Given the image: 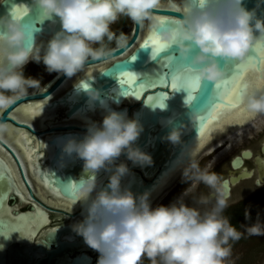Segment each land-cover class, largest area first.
Listing matches in <instances>:
<instances>
[{"label":"clouds","instance_id":"clouds-1","mask_svg":"<svg viewBox=\"0 0 264 264\" xmlns=\"http://www.w3.org/2000/svg\"><path fill=\"white\" fill-rule=\"evenodd\" d=\"M261 5L264 0L251 9L245 0H180L179 5L177 0H31L29 12H38L40 24L58 18L60 28L45 44L37 42L36 24L11 9L0 14V110L27 96L29 89L33 94L42 90L39 79L24 74L30 61L72 78L90 61L108 60L113 41L117 48L126 47V34L112 30L121 17L140 26L147 22L169 46L170 59L187 65L214 89L229 78V65L246 63L256 44L264 41V14H257ZM162 7L179 8L182 16L161 24L155 10ZM82 89L89 101L103 104L100 89L89 83ZM243 100L249 112L264 114V91L245 89ZM203 115L195 106L186 113L193 126L200 125ZM185 127L183 121L173 125L165 138L180 144ZM7 130L0 122V140ZM142 131L138 119L110 110L102 123L88 124L82 139L71 137L64 144V153L83 160L82 174L72 184L86 214L73 231L99 253L97 264H142L145 257L150 264H225L230 241H238L242 233L224 215L230 199L225 182L210 165L201 168L192 149L183 166V181L189 186L171 204L152 207L150 192L136 195L122 187L121 179L130 171L127 164H116L122 154L141 166L153 163L151 155L135 144ZM101 170L111 175L97 190ZM201 183L209 193L193 197L194 205L186 203L185 197ZM247 232L264 235V223L258 220Z\"/></svg>","mask_w":264,"mask_h":264},{"label":"water","instance_id":"water-1","mask_svg":"<svg viewBox=\"0 0 264 264\" xmlns=\"http://www.w3.org/2000/svg\"><path fill=\"white\" fill-rule=\"evenodd\" d=\"M30 4L31 0H0V14L11 9L15 15L24 18L29 24H36L40 28V31L36 33L37 42H40L41 39H48L60 28L58 18L55 22L45 21L40 24L38 12L35 9L29 12L28 5ZM245 4L251 9L257 6V0H245ZM155 13L166 20L164 24L172 23L175 18L182 16V11L179 8L162 7L155 10ZM257 14H264V5L257 9ZM150 31H156V29L150 27L147 22L144 26L133 23L127 34L128 43L126 47L117 48L115 45L111 47L113 51L111 57L106 60L107 62L105 60L90 61L85 66L87 68L105 63L101 68L81 74L59 94L51 96L68 79L62 74L55 73L42 86L41 91L33 94V90H31L27 96L20 97L8 108L0 110V122L23 128L26 133L35 138H45V155H42L43 148L38 150L36 146H32V149H35L38 158L35 162V173L39 181L50 192L71 201H77L79 198L76 193V198L73 199L71 193L67 191L64 193L63 191L65 185L79 180L83 170V160L74 153L69 156L63 152V146L69 138L74 137L80 140L87 132L88 125L68 123V120L77 114L82 116L99 114L103 116L108 111L115 110L126 113L128 118L138 119L143 125V131L135 144L142 151L151 155L153 163L141 166L128 160L126 154H122L116 160V164L123 162L127 164L130 170L121 179L122 187L130 188L136 195L145 191H152L164 173L171 170L178 161L184 162L188 159V152L200 135V125L193 126L188 123L186 113L190 107L195 106L202 114L207 115L209 107L215 100L213 85L204 81L197 98L193 100L191 105L186 106L187 93L183 89L174 91L169 87L165 91L156 87L146 89L140 96L124 95L120 80L116 76L119 72L128 70L136 73L137 83H141L148 77H155L160 70L166 71L162 67L164 63L162 59L152 60L151 50L140 47ZM257 44L260 48L251 53L254 59L250 69H255L261 74L262 60H264V54H262L264 41H259ZM133 55L136 56L134 60L130 58ZM88 83L101 90L103 104L100 100L89 101L82 89ZM162 91H165L166 94L163 109L158 105L154 107L147 99L148 96L160 94ZM47 98L50 100L45 103L46 109L57 111V118L53 125L38 129L28 122L15 119L11 115L24 103ZM62 121L65 123L59 124ZM182 121L187 127L182 131L181 143L174 145L165 137L173 125L178 126ZM0 145L15 160L27 188V191L24 190V187L22 188L18 183V178L12 168L13 165L6 160L4 155H1V152L0 174L3 175V178L0 180V192L3 193V212L0 215L3 217V222H0V264H97L99 253L97 257L87 254L86 250L94 249L90 248L83 237L73 231L72 228L74 224L84 219L86 213L83 204L75 210H64L55 208L40 199L34 193L16 151L3 139L0 140ZM261 150L264 153V143ZM253 154V150L247 149L233 160V166L243 168L241 173L232 176L233 183L254 175L255 169L247 165L244 159ZM254 160L258 165V178L255 184L261 186L264 184V157L258 153ZM110 175L111 172L107 170H101L98 173L97 190L107 185ZM225 185L230 193V186L227 181ZM55 211L64 212L66 216L58 215L59 213L54 215ZM67 216H71V218L68 219Z\"/></svg>","mask_w":264,"mask_h":264},{"label":"bare ground","instance_id":"bare-ground-1","mask_svg":"<svg viewBox=\"0 0 264 264\" xmlns=\"http://www.w3.org/2000/svg\"><path fill=\"white\" fill-rule=\"evenodd\" d=\"M179 3H180V1L177 0L178 5H179ZM50 38H51V36H49L48 39H41L40 42H43L46 44ZM262 54H264V50H263ZM104 64L105 63H100L98 65H93V66L87 67V68L83 69L81 72H79L76 76H74L72 78H68L63 83V85L57 91H55L51 96H55V95L59 94L61 91H63L65 88H67L70 85V83H72L81 74L90 73L93 70H97L98 68H101L102 66H104ZM261 80H264V63H262V73L261 74L258 73L255 69L254 70L250 69L247 72V74L245 75L244 82L246 81V84H248V87H247L248 90L264 91V85H262L260 83ZM244 92H245V90H244ZM49 98H52V97H49ZM49 98L36 100L33 102H29V103L28 102L24 103V104L20 105L16 110H14L11 113V115L15 119H17L19 121H23V122H28L32 126H34L35 128H38V129L44 128L45 126H48V125H53L55 123V121L52 118H53V116H56L57 111H55V110L50 111V110L46 109L45 103L48 102V100H50ZM37 105H41V107H40L38 113L33 115L32 110ZM240 107L244 109L245 115L241 116L239 118V121H237V120L232 119V113L231 112L222 113L221 114L222 118H220L216 122V124L210 129L209 138L206 140V142L202 143V146H201V140H200V135H199L198 139L196 140V143L193 146H191V148H190V150L192 149V151L194 153V157L197 154H199L202 150H204L207 146H209L220 135H222V134H224L230 130L234 131L237 128L242 127L243 125L252 122L255 119V117L258 115V114H253V113L248 111L244 100H243V104ZM93 115L94 114H92V115L90 114L88 116L87 114H85L82 116V115L77 114L74 118L69 119L68 123H76L79 125H88L90 122L102 123L104 115L103 116H101L99 114L98 115L96 114L94 116ZM65 122H66V120H65ZM65 122L62 121L61 124L65 123ZM7 126H8V130L4 134L3 140H5L8 144H10V146L16 151V153H17V155L21 161V164L25 170V173L28 177V180H29L31 186L33 187L32 189L37 191V193L40 195V196L38 195L40 197V199H42V200L44 199L45 201H47L49 203H54V204L62 202L60 204H55V205L65 207L69 210L76 209L75 207L80 205L81 202L67 200L63 197L58 196L54 192H50L39 181L38 176L35 173V167H36L35 162L38 160V158L36 157L37 153H36V151H34L35 149H32V146H36V148L38 150L40 148H43L42 155H45V143H44L45 138H43V137L35 138L34 136L30 135L29 133H26V130H24L23 128L15 127L11 124H7ZM0 153H1V155H4L6 160L13 165L12 168L14 170V174L18 178V183H20L22 188L24 187V190L26 189V191H27L26 185H25L24 181L22 180V177L18 171V167L16 165V162L13 159V157L11 156V154L1 145H0ZM186 161H184V162L178 161L174 165V167L171 168V170H169L167 173H164V175L161 177L157 186L152 191H150V197H149L150 200L155 198V195L157 193H160L163 190L161 188L168 181H172V180L175 181L176 180L178 175H180L181 172L183 171V166H184V163H186ZM31 172H33V173H31ZM165 186L163 187L164 190L167 189V186H169V184L166 187ZM35 191H34V193H35ZM92 195H94V193ZM69 201H71V202L69 203ZM63 202L66 203V205H64Z\"/></svg>","mask_w":264,"mask_h":264},{"label":"snow or ice","instance_id":"snow-or-ice-1","mask_svg":"<svg viewBox=\"0 0 264 264\" xmlns=\"http://www.w3.org/2000/svg\"><path fill=\"white\" fill-rule=\"evenodd\" d=\"M19 17V16H18ZM161 21V24L166 23L163 17L157 16ZM141 49H150L151 58L154 61L163 60V69L155 77H148L144 82L137 83V74L128 70L119 72L116 76L120 80V84L123 89L124 95L140 96L148 88L160 87L165 91L167 88H172L174 91L183 89L186 93L185 101L192 103L202 88V81L198 78L195 72L187 65L180 64L170 59V55L167 52L169 46L162 42L156 34V31H150L148 36L140 45ZM260 46L257 44L254 48L259 50ZM135 59L136 56L130 57ZM254 57L251 55L249 60L243 64H232L231 68L228 66L229 78L224 81L220 86L213 89L215 100L209 107L207 115H203L200 122V140L201 146L203 142L209 138L210 129L216 124V122L222 118V113H232V119L239 121V118L245 115V111L240 106L243 104V90L247 89L248 84L244 83L245 75L250 70V65L253 62ZM264 63V60H262ZM260 83L264 85V80ZM165 91L160 92L157 95L148 96V102L154 107H164V98L166 96ZM41 105L35 106L32 110V114L38 113ZM3 175L0 174V180ZM65 191L71 193L73 199H75V186L73 184L65 185ZM3 193L0 192V214L3 212L2 208ZM71 201H69L70 203ZM0 222H3V217L0 215Z\"/></svg>","mask_w":264,"mask_h":264},{"label":"rangeland","instance_id":"rangeland-1","mask_svg":"<svg viewBox=\"0 0 264 264\" xmlns=\"http://www.w3.org/2000/svg\"><path fill=\"white\" fill-rule=\"evenodd\" d=\"M132 25L133 22L129 20L127 17H121L115 24L112 25V30L117 35H119L120 32H123L127 36ZM113 46H115L114 41L108 45L109 48ZM55 73L56 72L49 73L46 70V67L43 64V62L37 63L35 61H30L24 67L25 76L26 77L30 76L32 78L39 79L41 82V87L44 86ZM31 90L32 89H29V91ZM56 118H57L56 116H53L52 119L56 121ZM60 123L61 122H59V124ZM263 133H264V114H258L252 122L245 124L234 131L231 130L227 131L226 133L217 137L209 146H207L204 150H202L199 154H197L195 156V159L199 161L201 168L210 165L211 166L210 171H214L218 174V172L224 171V168H226V166L229 165V159L233 155L239 153V151L242 148L249 146L252 147V145H254L255 148H258L257 146L258 140L263 135ZM262 140H264V138ZM221 144L222 146L219 149L218 148L215 149L216 147H219ZM168 184L169 186H167ZM165 185L167 186L166 190H164L163 188ZM165 185L161 188L163 190L160 193H157L155 195V198L150 200L152 207H156L158 205L167 206L171 204L172 202L168 203V200L176 195L175 192L183 191L182 192L183 194L185 188L189 186L183 181V171L181 172L180 175H178L175 181L173 180L168 181ZM169 190H173L174 194H172L173 192H171L163 201H161L162 200L161 198H164V196H166V193ZM207 193H209V189L204 184L201 183L196 187L192 195L185 197V202L189 203V201L190 202L192 200L194 201L193 197H199L201 194L207 195ZM35 194L37 195V193ZM181 195L175 198L174 201H176ZM45 202L53 207L69 210L65 207L55 205L54 203H49L47 201ZM200 207L201 210H203L204 206H200ZM208 207H210V205ZM55 212L59 213L58 211ZM257 221L258 220L252 222L251 224L256 223ZM259 221L261 223H264V220H259ZM247 228L248 226L245 228V232H247ZM248 237L249 238L245 239L244 241H241L242 243L237 245L234 254L230 255V257L227 259L225 264H232L236 260L239 261L242 256L250 257L249 261H247V263L244 264H260L259 263L260 259L264 258V235L248 234Z\"/></svg>","mask_w":264,"mask_h":264},{"label":"flooded vegetation","instance_id":"flooded-vegetation-1","mask_svg":"<svg viewBox=\"0 0 264 264\" xmlns=\"http://www.w3.org/2000/svg\"><path fill=\"white\" fill-rule=\"evenodd\" d=\"M264 138V133L263 135L260 137V139L258 140V148H255L254 145L249 146V147H245V148H242L239 153L233 155L230 159H229V165L226 166V168H224V171H220L218 172V174L221 176V178L223 179L224 182H228L229 183V186H230V199H229V207L226 209V210H229V209H233L234 207H236L238 204H240L242 201H244L247 197H249L254 191H256L259 187L261 186H256L255 184V181L256 179L258 178V171H257V168H258V165L255 163V160H254V157L256 154L260 153L263 157H264V153L262 152L261 150V147H262V143H264V140H262ZM257 144V143H256ZM222 146V144L218 147V149ZM247 149H250V150H253L254 151V154L249 157V158H244L245 159V162L247 165H249L251 168H254L255 169V173L252 177H245V178H242L240 181H238L237 183H233L231 178L232 176L234 175H237L238 173H241L243 171V168L242 167H235L233 166V160L237 157V156H240L242 155V152H244L245 150ZM257 149V150H256ZM214 152V151H213ZM264 185V184H263ZM33 188V187H32ZM26 190V189H25ZM34 190V189H33ZM35 191V190H34ZM177 191V190H176ZM171 192H173V190H169L167 193H166V196H164V198H161L160 200L163 201ZM183 191H180V192H175L176 195L172 198H170L168 200V203H171L175 200V198H177L179 195L182 194ZM35 193H37V191H35ZM174 194V192L172 193ZM208 194V193H207ZM37 195H39L37 193ZM206 195V194H204ZM40 196V195H39ZM44 200V199H43ZM192 200V199H190ZM45 201V200H44ZM160 201V202H161ZM62 203V202H60ZM60 203H55V204H60ZM64 205H66V203L63 202ZM190 205H194V201L192 200L191 202L189 201ZM82 205V203L80 205H78L77 207H75L76 209H78L80 206ZM195 206H202V205H195ZM56 208V207H55ZM60 209V208H58ZM63 209V208H61ZM66 210V209H64ZM75 210V209H74ZM225 210V211H226ZM56 212H54V215H55ZM57 214V213H56ZM58 215H63V216H66L65 213L63 212H59ZM68 219L71 218V216H67ZM256 221V220H255ZM254 222V221H253ZM252 223V222H251ZM251 223H248L247 225H245L241 231L242 235H241V238L238 240V241H230V246H231V254H234L235 252V248H237V245L242 243L241 241H244L245 239L249 238L248 237V234L247 232H245V228L247 226H249ZM86 253L91 255V256H94V257H97L98 256V252L95 251V250H86ZM75 254V253H74ZM73 254V255H74ZM250 257H246V256H242L241 259L239 261H235L233 262L232 264H244V263H247V261H249ZM260 264H264V258H261L260 259ZM142 264H147L145 262H142Z\"/></svg>","mask_w":264,"mask_h":264},{"label":"trees","instance_id":"trees-1","mask_svg":"<svg viewBox=\"0 0 264 264\" xmlns=\"http://www.w3.org/2000/svg\"><path fill=\"white\" fill-rule=\"evenodd\" d=\"M224 215L230 219L232 225L240 232L248 223L255 220H264V185L233 209L226 210ZM142 262L150 264L146 257L142 259Z\"/></svg>","mask_w":264,"mask_h":264}]
</instances>
